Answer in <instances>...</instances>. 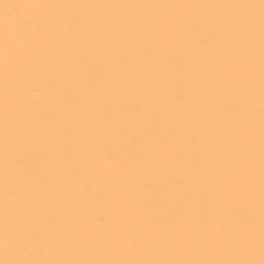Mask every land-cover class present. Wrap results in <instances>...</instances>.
Listing matches in <instances>:
<instances>
[{"label":"snow or ice","instance_id":"snow-or-ice-1","mask_svg":"<svg viewBox=\"0 0 264 264\" xmlns=\"http://www.w3.org/2000/svg\"><path fill=\"white\" fill-rule=\"evenodd\" d=\"M0 264H264V0H0Z\"/></svg>","mask_w":264,"mask_h":264}]
</instances>
